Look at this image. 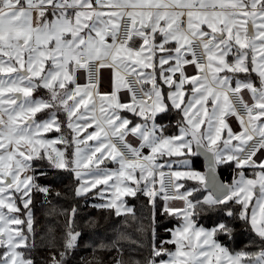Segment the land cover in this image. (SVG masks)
I'll return each instance as SVG.
<instances>
[{"label": "snow or ice", "instance_id": "snow-or-ice-1", "mask_svg": "<svg viewBox=\"0 0 264 264\" xmlns=\"http://www.w3.org/2000/svg\"><path fill=\"white\" fill-rule=\"evenodd\" d=\"M105 69L114 88L101 94ZM165 156L184 170L161 171ZM60 173L75 197L106 186L84 264H264V0H0V264H70L79 206L58 210L42 182ZM37 195L51 206L43 228ZM141 197L147 215L126 199ZM160 217L182 223L164 238Z\"/></svg>", "mask_w": 264, "mask_h": 264}, {"label": "trees", "instance_id": "trees-1", "mask_svg": "<svg viewBox=\"0 0 264 264\" xmlns=\"http://www.w3.org/2000/svg\"><path fill=\"white\" fill-rule=\"evenodd\" d=\"M194 167L202 168V162L200 159L197 158L195 160ZM221 172H222V178L225 179L227 182H231V180L233 179L232 172L226 169H221ZM42 182L51 185L52 188L54 189L49 199H51L54 205L58 206V210L59 208H67L72 204H77L79 206L80 215L78 216L77 219L80 227L83 229V242L81 243V247L74 253L70 264H84L85 261H90L92 259L91 249L84 247V243L90 242L92 230L86 226L85 221L90 216L99 215L96 209L90 207V205L101 203V199L98 196L97 192L96 191L90 192L87 194L86 197H75L74 190L78 186L79 182L75 181L73 176L67 173H60L59 179H55V180L49 179L47 181H42ZM57 192L60 193V196H56ZM128 200L131 204H134L136 206L138 212L142 210L144 214L147 215V209L142 208V205L145 204L147 201L146 197H141L139 201L133 200L132 198H128ZM158 202L162 203V201L159 200ZM34 203H35V207L33 210L35 217L37 219V224L39 227L43 228L46 221L44 213L51 206L44 201L42 195H37ZM17 215H20V213H17ZM58 219L60 220V226L63 227L64 218L61 216L58 217ZM159 219L162 221L160 232L161 235L164 236V238H168V235L165 234L163 231L164 227L175 228L181 222L180 220H177L175 218L166 219L164 217H160ZM201 223H203V221H201ZM208 223L210 224L211 222L209 221ZM100 231H103V229H101ZM244 242H245V237L243 234H241L240 236H238L236 243L234 245H230V247L239 250L241 247H243ZM0 251H2V249H0ZM33 255L38 261H42L43 259L46 258L47 253L45 251H38ZM145 255H147V250H145Z\"/></svg>", "mask_w": 264, "mask_h": 264}, {"label": "crops", "instance_id": "crops-1", "mask_svg": "<svg viewBox=\"0 0 264 264\" xmlns=\"http://www.w3.org/2000/svg\"><path fill=\"white\" fill-rule=\"evenodd\" d=\"M35 22V21H34ZM105 74L103 75V77L101 78V82H100V85H99V90H100V92H101V94H107V93H110L112 90H113V88H114V78H113V75H112V73H111V71L110 70H107V71H105L104 72ZM77 76H78V82L81 84V85H83V84H86V82H85V73L81 70V72H79V73H77ZM187 87V86H186ZM145 88H150V85H145ZM42 93H34L33 95H34V97H38V96H40ZM119 95H120V97H121V100H122V102H131V95L126 91V90H122L120 93H119ZM45 98H47V97H45ZM186 99H187V97H186ZM208 108H209V111L211 110V108H210V105L208 106ZM97 115H99V113H97ZM122 115H130V114H127V113H122ZM38 118H39V114H38ZM230 118H232V117H229V118H227V122H228V124H229V119ZM61 119L63 120V119H65L64 117H63V115H61ZM170 119H172V121H173V124L175 123V117H172V118H170ZM229 127H231V125L229 124ZM206 128V124L205 125H202V127H201V130L203 131L204 129ZM232 128V127H231ZM235 128H236V130H238V128H237V126H235ZM94 130V128H89V129H87V131L86 132H83L82 134H81V138H83V136H86L87 135V133L88 132H92ZM176 129H175V127H173V129H172V131L174 132ZM233 130V129H232ZM242 131V130H241ZM64 132L66 133V137L68 138V139H71V133H70V131L69 130H67V129H64ZM233 132L234 133H239V131L238 132H235L234 130H233ZM60 134L59 133H50V134H46V136L47 137H51V138H54V137H56V136H59ZM235 143H237L236 141H234ZM89 143V145H94V141H89L88 142ZM58 146H59V148L60 149H64L65 148V145L64 144H58ZM81 147L83 148L84 146L83 145H81ZM145 151H147V150H145ZM260 156V154L259 153H257V157H259ZM200 159L201 160V162H202V168H196L197 170H200V171H203L204 170V166H205V164H204V161L202 160V158H200V157H192L191 159H192V162H193V166H194V162H195V160L196 159ZM184 159V157H167V156H165L164 158H163V160H165V161H172L173 163H172V168L171 169H169V170H171V171H173V169H182V170H184L183 168H182V166H181V164H180V161L181 160H183ZM255 159V158H254ZM101 168H104V167H107L110 171H116V170H118V168H119V165L118 164H116V163H113V162H110V161H106L105 162V164L104 165H101L100 166ZM168 168L167 167H165L164 169H161V171H164V170H167ZM249 170H252V169H246L245 170V172L247 173V175H249L251 172H248ZM87 178H90V177H86V179ZM157 179L159 180V176H157ZM227 182V181H226ZM110 184L112 183V181H110L109 182ZM192 182L191 181H188V182H186V185L187 184H191ZM157 186V188L159 187V184H157L156 185ZM106 186H104V185H100V186H98L96 189H98V196H99V193H100V191H101V189H104ZM96 189H93L92 191H94V190H96ZM90 193V192H89ZM110 193H108V191H106L105 193H104V195L105 196H108ZM100 197V196H99ZM126 199H128V198H126ZM105 201H103V200H101V203H104Z\"/></svg>", "mask_w": 264, "mask_h": 264}, {"label": "rangeland", "instance_id": "rangeland-1", "mask_svg": "<svg viewBox=\"0 0 264 264\" xmlns=\"http://www.w3.org/2000/svg\"><path fill=\"white\" fill-rule=\"evenodd\" d=\"M48 134H50V133H48ZM48 138H51V137H48ZM233 143L235 144L234 141H233ZM55 147H56V148H59L58 145H55ZM59 149H60V148H59ZM177 170H182V169H173V171H177ZM248 172H251V173H250L249 175H247V173H246V176H248L249 178H251V175H252L253 170H249ZM87 179H90V178H87ZM191 184H192V183H191ZM191 184H187V185H191ZM94 191H96V192L98 193V189H96V190H94ZM112 191H114V190H113V189H109V190H108V193H110L108 196H111ZM92 192H93V191H92ZM4 211L7 212V209H4ZM10 215H17V213H12V214H10ZM181 223H182V221L180 222V224H179L178 226H180ZM178 226H176V227H178ZM11 227H12V228H16V227H21V226L12 225Z\"/></svg>", "mask_w": 264, "mask_h": 264}, {"label": "water", "instance_id": "water-1", "mask_svg": "<svg viewBox=\"0 0 264 264\" xmlns=\"http://www.w3.org/2000/svg\"><path fill=\"white\" fill-rule=\"evenodd\" d=\"M107 70H108V69L103 70V74H102L101 78H102L103 75L105 74L104 72L107 71ZM100 82H101V80H100ZM228 121H229V124L231 125L232 129H233L235 132H238V131L240 132V131L242 130L241 127H240L239 122H238L234 117L230 118ZM235 126H237L238 130H236ZM200 158H202V160L204 161L203 156H200ZM204 164H205V161H204Z\"/></svg>", "mask_w": 264, "mask_h": 264}, {"label": "built area", "instance_id": "built-area-1", "mask_svg": "<svg viewBox=\"0 0 264 264\" xmlns=\"http://www.w3.org/2000/svg\"><path fill=\"white\" fill-rule=\"evenodd\" d=\"M100 80H101V78H100ZM85 82L87 83V78H86V74H85ZM100 85V84H99ZM135 86V85H134ZM130 94V93H129ZM131 95V94H130ZM117 145H118V147H122L121 145H119V142H117ZM166 173L167 172H169V171H171V170H169V169H167V170H164ZM164 182H165V184H167L168 183V177H167V175H165V177H164Z\"/></svg>", "mask_w": 264, "mask_h": 264}]
</instances>
